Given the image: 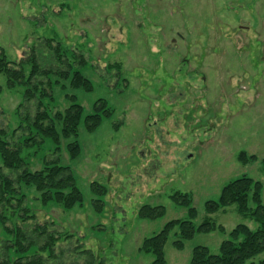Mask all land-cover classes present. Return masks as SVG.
<instances>
[{
	"label": "rangeland",
	"instance_id": "1",
	"mask_svg": "<svg viewBox=\"0 0 264 264\" xmlns=\"http://www.w3.org/2000/svg\"><path fill=\"white\" fill-rule=\"evenodd\" d=\"M47 37L83 54L79 69L93 86L54 85L50 107L66 108L69 94L84 114L98 99L112 110L91 132L80 121L74 158L70 139L55 151L38 136L40 144L21 151L29 170L53 159L69 167L82 193L81 205L66 210L24 189L30 213L60 235L58 263L149 264L153 257L139 250L142 241L166 222L188 218V208L171 199L176 191L190 194L195 225L208 220L224 232L196 233L181 250L172 245V232L167 264H189L197 245L217 253L238 223L256 227L235 205L207 213L204 203L243 174L261 182L264 203V0H0V48L8 60ZM0 86V125L12 129L22 94L6 87L2 73ZM92 182L104 194L95 195ZM143 205H160L164 214L141 218ZM6 239L0 225V261L12 264L36 250L5 249ZM262 258L264 251L244 264Z\"/></svg>",
	"mask_w": 264,
	"mask_h": 264
},
{
	"label": "trees",
	"instance_id": "2",
	"mask_svg": "<svg viewBox=\"0 0 264 264\" xmlns=\"http://www.w3.org/2000/svg\"><path fill=\"white\" fill-rule=\"evenodd\" d=\"M26 54L17 60H8L0 48V73L6 78V87L20 88L22 94V99L13 112L18 123L12 129L9 122L5 126L0 125V225L7 236L3 243L5 249L11 246L17 251H26L36 246L31 256L19 257L12 264H62L56 261L57 255L54 253L55 242L60 235L53 230L54 227L47 229L46 222L39 223L35 214L30 213L24 202V189L33 188L43 204L53 202L66 210L74 205H81L82 193L69 167L60 165L57 159H53L44 162L39 169L29 170L21 151L40 144L38 136L50 139L55 151H59L61 139H70L66 148L69 156L74 158L80 151L77 139L80 121L83 119L85 129L91 132L104 117L112 114V110L103 99H98L93 103V112L84 114L76 97L69 94H65L69 102L66 108L58 110L54 106L50 107L54 85L61 89L68 85L84 91H91L93 88L90 80L79 69L86 64V60L78 50L66 48L59 40L47 37L31 46ZM1 89L0 86V93ZM243 155L239 154L241 160L244 159ZM250 159H255L254 155ZM262 169L264 172V158ZM261 189L260 181L243 174L225 183L216 200L204 203L207 213L235 205L237 212L243 218L253 221L256 227L253 229L238 223L228 232L227 238L220 242L217 253L210 252L206 246H194L189 264H244L264 251V203ZM91 190L97 196L105 191L103 186L95 182L91 183ZM171 199L188 208V218L170 220L157 233L142 241L139 250L150 253L153 257L149 264H167L164 246L172 232L176 236L172 245L177 250H181L184 241L196 233L211 232L216 228L224 232L208 220L194 224L196 211L190 206L189 193L176 191ZM163 214L164 209L160 205H143L139 210L141 218L155 219ZM30 220L34 221L32 230L26 232ZM82 251L93 258L90 251ZM45 252L48 254H44ZM48 257H51L52 263L46 262ZM10 263L8 260L0 261V264ZM84 264H92V261L86 260ZM249 264H264V258L258 263L251 261Z\"/></svg>",
	"mask_w": 264,
	"mask_h": 264
}]
</instances>
